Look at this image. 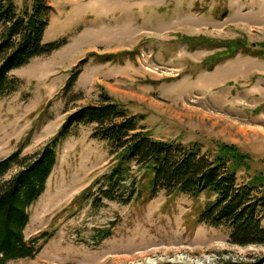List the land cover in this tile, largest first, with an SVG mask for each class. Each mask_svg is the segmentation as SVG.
Instances as JSON below:
<instances>
[{"label": "rangeland", "instance_id": "obj_1", "mask_svg": "<svg viewBox=\"0 0 264 264\" xmlns=\"http://www.w3.org/2000/svg\"><path fill=\"white\" fill-rule=\"evenodd\" d=\"M13 1L21 7L25 0ZM46 1L52 12L43 41L66 43L8 73L18 83L0 97V158L37 150L100 85L158 139L238 146L250 161L237 182L264 172V56H255L264 42V0ZM182 36L200 39L188 46ZM232 39L243 40L246 51L202 67ZM82 57L86 63L65 89ZM91 129L79 125L57 143L44 189L27 208L24 238L44 231L49 238L33 257L2 264H214L264 255V245L232 244L229 230L195 220L204 194L152 192L140 177L128 203L84 199L80 193L112 163Z\"/></svg>", "mask_w": 264, "mask_h": 264}, {"label": "trees", "instance_id": "obj_2", "mask_svg": "<svg viewBox=\"0 0 264 264\" xmlns=\"http://www.w3.org/2000/svg\"><path fill=\"white\" fill-rule=\"evenodd\" d=\"M50 12L52 7L46 0H25L21 7L13 0H0V97L17 86V80L8 77L11 70L66 43L65 37L43 41ZM199 39L182 36L181 41L193 46L192 41ZM209 41L203 38L204 44ZM245 45L241 39L226 40L223 50L204 58L201 65L211 69L238 50L245 52ZM257 45L254 55L264 56L259 53L264 50V42ZM87 58L82 57L73 66L65 89L73 85ZM66 113L59 130L37 150L22 154L17 148L0 158V264L33 257L49 238L50 233L45 231L24 238L27 208L44 189L55 163V146L79 125L92 127L90 136L107 144L112 160L100 179L80 193L84 199L92 197L93 205L99 206L103 199L128 203L139 192L142 180L152 192L163 190L168 195L190 197L204 194L205 200L194 207L197 222L229 230L228 241L232 244L264 245V172L257 171L237 182V173L248 171L250 161L238 146L215 141L206 148L196 141L158 139L138 125L142 116L129 113L100 85L90 102ZM108 234L105 229L100 237ZM214 264H264V255L221 259Z\"/></svg>", "mask_w": 264, "mask_h": 264}]
</instances>
